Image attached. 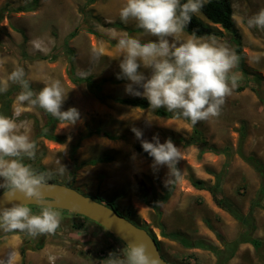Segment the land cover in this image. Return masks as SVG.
Segmentation results:
<instances>
[{
	"label": "rangeland",
	"instance_id": "obj_1",
	"mask_svg": "<svg viewBox=\"0 0 264 264\" xmlns=\"http://www.w3.org/2000/svg\"><path fill=\"white\" fill-rule=\"evenodd\" d=\"M32 2L0 0V80L3 85L7 83V88H17L12 95L9 117L15 119L18 130L37 145L35 159L25 158L28 165L33 169L43 166L47 172L55 174L62 164L67 171L62 176L55 174L56 181L71 183L94 198L99 196L106 204L115 200L120 210L130 212L132 218L155 234L161 243L162 256L172 264H264V207L258 206L252 213V235L262 240L261 246L256 248L242 242L232 253L227 244L246 231V226L216 204L209 191L198 189L191 182L192 176L209 184L220 179L224 196L241 214H251V203L256 199L262 177L244 156H254L264 164V101L257 92L264 94V30L249 27L247 22L264 9V0H232L236 28L242 37L243 64L248 74L236 66L233 71L240 77L238 87L226 98L221 114L195 124L210 146L225 150L220 153L210 150L202 153L201 144L184 146L178 141L194 133L187 119L161 116L156 113L157 109H142L112 99L134 96L125 91L129 81L117 79L123 59L118 57V40L125 36L141 41L156 39L144 33L134 21L121 22L119 12L125 0H95L86 7L89 12L86 20L81 9L87 0H38L32 11L13 10ZM196 15L208 22L201 12ZM76 27H79L78 32L66 44L68 34ZM221 32L222 36L214 38L236 53L233 33L222 28ZM190 37L192 35L184 31L180 39ZM69 47L74 52V76H92L96 82H101L105 99L98 98L87 83L72 80L69 63L73 55L67 52ZM24 51L30 57L24 58ZM40 54H56V58H38ZM18 67L24 69L25 79L35 93L54 80H59L68 91L61 110L75 107L80 120L70 126H66L67 122H57L54 133L60 136V141L37 137L47 119L38 106L20 100L22 87L19 84L8 82L9 74ZM140 71L146 77L151 75L150 69L141 67ZM255 75L261 76L259 83L255 82ZM95 127L108 130L117 138L102 135L82 138ZM133 127L140 129L142 139L150 142H154V136L161 143L171 139L182 157L177 175L175 170L169 172L167 166L154 167L153 159L136 150L141 141L132 132ZM104 155L111 156V161L82 164ZM174 180L171 195L159 202ZM262 204L264 206V199ZM28 207L33 214L41 211V206ZM53 209L62 217L55 234L31 237L23 232L0 229V253L8 250L5 262L0 260V264H105L109 253L120 254L126 248L124 242L105 227L73 212ZM132 218L129 219L135 222ZM172 234L191 241L205 240L222 253L188 247ZM15 237H20L14 248L17 253L10 248L12 242H17ZM27 244L32 248H27ZM104 252L106 254L101 255Z\"/></svg>",
	"mask_w": 264,
	"mask_h": 264
},
{
	"label": "clouds",
	"instance_id": "obj_2",
	"mask_svg": "<svg viewBox=\"0 0 264 264\" xmlns=\"http://www.w3.org/2000/svg\"><path fill=\"white\" fill-rule=\"evenodd\" d=\"M207 0H125L119 17L122 23L134 21L144 33L156 39L141 41L132 36L118 40L117 49L120 72L117 79L129 81L126 93L143 96L154 111L165 108L167 112L182 115L193 125L221 114L226 98L238 87L239 75L233 71L239 62L235 51L219 43L214 37L207 40L192 36L181 41L193 14L199 13ZM249 27L264 30V9L248 20ZM141 67L151 70L146 77ZM8 82L20 84V100L39 107L66 126L75 125L80 113L75 107L62 111L67 97L59 80L46 84L38 93L29 87L22 67L15 68ZM142 88L143 91L138 89ZM7 91V83L0 92ZM132 132L141 141L142 148L153 158V166H167L169 172L177 169L182 159L179 148L171 141L161 143L142 139L140 129ZM36 143L18 130L15 119L0 115V190L10 201L19 197L34 200L41 206L39 214L21 203L0 208V229L5 232H23L31 237L55 234L60 226L61 213L44 199L55 174L64 175L61 164L57 173L37 171L24 163L34 160ZM19 194V195H18ZM105 264H157L142 242L129 244L120 254L109 253Z\"/></svg>",
	"mask_w": 264,
	"mask_h": 264
},
{
	"label": "trees",
	"instance_id": "obj_3",
	"mask_svg": "<svg viewBox=\"0 0 264 264\" xmlns=\"http://www.w3.org/2000/svg\"><path fill=\"white\" fill-rule=\"evenodd\" d=\"M37 2H38V0H33V2L31 4L18 6L16 8H14L13 10L16 12H18V11H32L35 9ZM94 2H95V0H87L86 6L81 9L82 14H84L85 20H86V18L88 19V17H89V12L86 10V7L88 5H91ZM184 2H186V0H181V3H184ZM200 12L208 20V22L204 21V19H202L198 15L193 14L192 18H191V23L185 28V32H187L188 34H190L192 36L194 35L196 37H219V36H222L221 28L226 30V31L232 32L233 33V39L236 42V46H235L236 54L239 57V62H238L237 68H238V70H242L245 74H248V72H247V70L243 64L244 52H243V47H242V37L236 28V22H235V18H234V8H233L232 0H207V3H205L204 7L200 10ZM115 25H117V26L121 25L122 27H125L123 24H121V22H115ZM78 29H79V27H76L75 30H73L72 32H70L68 34L66 42H65L66 44H68L69 39L72 38L78 32ZM126 29L129 30L128 27H126ZM67 52L70 54V56L73 55V57L71 58L70 63H69L70 69L72 70V80L75 83H84V82L87 83L89 88L97 95L98 98H100L101 100L105 99V96L102 94L103 85L101 82H96L92 76L85 77V78L74 76V72H73V70L75 68L74 52H72V49L70 47L68 48ZM23 56H24V58L30 57V56H28L26 51L23 52ZM38 58H43V59L44 58H50V59H52V58H56V54H52L51 56L40 54L38 56ZM254 79H255L256 83H259L262 80L260 75H255ZM2 85L3 84L0 80V86H2ZM20 87H21V85H20ZM29 87L31 88L30 83H29ZM239 89L242 90L243 87H240ZM15 91H17V88L11 87V88H7V91H5V92H0V115H6L8 117L12 115V102H13V98H14L12 95L15 93ZM257 92L259 94L260 99L262 101H264V94L260 90ZM112 99L115 100L116 102H120V103L125 104V105L139 107L142 109L149 108V103H148L147 99L143 96H127V97H114V98L112 97ZM41 110L45 113L47 120H46V123L42 127L39 128L37 137H44V138H47L50 140L60 141L61 138H60V136H58L57 134L54 133V128H55L57 122H61V121L57 120L51 114L45 112L43 109H41ZM156 113L158 115L170 117V118H175V117L184 118L182 115L167 112V110L163 107L157 109ZM185 119H187V118H185ZM187 121L190 124H192L190 120L187 119ZM192 126L194 129L193 135L190 136L189 138L180 137L178 139V141L180 143H182L184 146H189L192 144H201L202 145V150H201L202 153L205 151H209V150L215 151L218 153L225 152V150H220L216 146H210L209 143L207 142V140L204 138L202 131L199 130L197 127H195V125L192 124ZM91 135H102V136H106L110 139H116L117 138L116 135H114L110 131L105 130L101 127H95L93 129L88 130L82 136V138L89 137ZM136 150L140 154H142L143 156H145L149 159H153L147 152H145L143 150L141 143L136 145ZM229 155H231V154H229ZM244 158L259 172V174L262 177L261 184H260L259 189L257 191L256 199L254 201H252V203H251V207H250L251 214L248 216L241 214L234 207V205L224 196L223 192L221 191V180L220 179H217L214 184H209V183H207V181H205L203 179L196 178L195 176L191 177V182H192L194 187H196L198 189H203V190L209 191L216 204L227 209L237 219L242 221V223L246 226V231L242 232L236 238V240L234 242L227 244V249H231L232 253L234 252V249L236 248V246L242 242H249V243L253 244L256 248H259L262 244L261 239L254 237L252 235V230L254 229V225L252 223V220H253L252 219V213L256 207H258V206L264 207L262 204V200L264 199V164L261 163V161L256 159L254 156H244ZM111 159H112L111 156L104 155V156H99L97 158H93L87 162H82V164L85 165V164H95L98 162H107V161H111ZM24 163L28 164L25 160H24ZM228 163L229 162L227 161L225 164V167L228 166ZM34 169L37 171H47L46 168L43 166H36ZM175 172H176V175L179 172L178 164H177V169L175 170ZM50 182L62 183L60 181H56L55 178L50 180ZM67 185L75 187L71 183H69ZM174 188H175V180L170 185L169 189L166 191V194L161 198V200L159 202L165 201L171 195ZM1 192H3V190L0 191V193ZM95 197L99 198V199L96 198L97 200H100V201L103 200L102 198H100L97 195ZM108 204L110 206H112L114 209H116L119 213L125 215L126 217L128 216L129 218H132L130 212L125 213L124 211L120 210V208L116 205L115 200L109 201ZM29 206H38V205H29ZM68 212H70V211H68ZM70 213H72V212H70ZM76 215H79V214H76ZM80 216H82V215H80ZM83 217L91 220L88 217H85V216H83ZM132 219L136 222V223L134 222L135 224H137L143 228L148 229V227L140 224L136 219H134V218H132ZM91 221H93V220H91ZM93 222H95V221H93ZM95 223H97V222H95ZM98 225H100V224H98ZM101 227H103V226H101ZM110 233H112V232H110ZM217 234H218V236L220 235L219 233H217ZM114 236L116 237V235H114ZM172 236L174 238H178L184 245H186L188 247L209 248V249L215 250L218 254L222 253L221 251L217 250V248L214 245L206 242L205 240L191 241L188 238L181 236L179 234H172ZM120 241H122V240L120 239ZM125 246L127 247L126 244H125Z\"/></svg>",
	"mask_w": 264,
	"mask_h": 264
},
{
	"label": "water",
	"instance_id": "obj_4",
	"mask_svg": "<svg viewBox=\"0 0 264 264\" xmlns=\"http://www.w3.org/2000/svg\"><path fill=\"white\" fill-rule=\"evenodd\" d=\"M49 184L50 188L44 193V199L53 208L68 210L90 218L112 232L126 245L142 242L146 245L149 254L157 259V264H169L161 254L158 239L149 230L135 224L109 204L75 187L50 181ZM13 203L40 206L38 202L24 200L22 197L10 201L4 191L0 193V208L11 207ZM26 247L32 248V245L27 244Z\"/></svg>",
	"mask_w": 264,
	"mask_h": 264
},
{
	"label": "crops",
	"instance_id": "obj_5",
	"mask_svg": "<svg viewBox=\"0 0 264 264\" xmlns=\"http://www.w3.org/2000/svg\"><path fill=\"white\" fill-rule=\"evenodd\" d=\"M15 239L17 242H12V244H10V248H12L16 252V250L14 248H16V246L18 245V240L20 239V237H15ZM7 251L8 250L6 249L2 253H0V260H3L5 262V257H6ZM16 257L18 258L17 254H16Z\"/></svg>",
	"mask_w": 264,
	"mask_h": 264
},
{
	"label": "flooded vegetation",
	"instance_id": "obj_6",
	"mask_svg": "<svg viewBox=\"0 0 264 264\" xmlns=\"http://www.w3.org/2000/svg\"><path fill=\"white\" fill-rule=\"evenodd\" d=\"M148 230L150 231V233H151L152 235L155 236V234H154L150 229H148ZM155 237H156V236H155ZM156 239H157V237H156ZM158 244H159L160 251H161V243L159 242V240H158ZM161 254H163V253L161 252ZM168 262H169V264H172L169 260H168Z\"/></svg>",
	"mask_w": 264,
	"mask_h": 264
},
{
	"label": "built area",
	"instance_id": "obj_7",
	"mask_svg": "<svg viewBox=\"0 0 264 264\" xmlns=\"http://www.w3.org/2000/svg\"><path fill=\"white\" fill-rule=\"evenodd\" d=\"M106 253L104 252V253H101V255H105Z\"/></svg>",
	"mask_w": 264,
	"mask_h": 264
},
{
	"label": "bare ground",
	"instance_id": "obj_8",
	"mask_svg": "<svg viewBox=\"0 0 264 264\" xmlns=\"http://www.w3.org/2000/svg\"><path fill=\"white\" fill-rule=\"evenodd\" d=\"M114 61V60H113Z\"/></svg>",
	"mask_w": 264,
	"mask_h": 264
}]
</instances>
